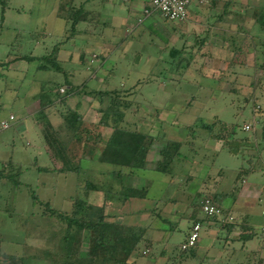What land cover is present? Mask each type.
I'll use <instances>...</instances> for the list:
<instances>
[{
    "label": "rangeland",
    "instance_id": "374dc122",
    "mask_svg": "<svg viewBox=\"0 0 264 264\" xmlns=\"http://www.w3.org/2000/svg\"><path fill=\"white\" fill-rule=\"evenodd\" d=\"M69 2L78 6L85 0H8L0 24V63L5 64L0 66V118L10 114L15 117L11 127L0 133V171L11 177V181L0 177V264L17 262L4 259L2 253L16 256L15 260L22 258L24 264H37L35 262L45 253L48 256L51 253L53 264H61L68 250L75 259L86 257L90 251V245L85 241L86 233L77 236L70 247L62 240L64 227L60 228L51 218L41 217L44 209L41 202H49L53 208L70 215L80 201L86 206L102 207L104 220L116 225L121 234L130 229L136 233L148 226L144 231L146 239L136 255L157 257L161 259L158 264H187V259L178 258L176 253L188 232L186 216L189 219L192 212H197L191 202L207 194L214 199L217 197V205L227 206L230 196L226 194L239 189L242 180L257 183L262 189L263 194L259 197L251 195L250 206L245 210V217L249 218H245V223L243 220L244 225L254 229L253 241H259V231L264 223L261 215L264 207V144L261 142L264 137V79L261 75L264 73L261 72L264 69L260 68L264 49L259 45L262 38L255 43V37L243 40L242 50L233 57L234 66L228 69L222 64L226 52L216 56V62L210 60L214 56L204 59L201 64L197 59L199 56L186 59L189 66L184 67V61L168 56L166 44L158 40L159 37L164 39L163 30L166 26H174L173 23L163 20L156 12L152 16L159 26L148 27L146 22L133 28L136 14L131 12L135 11L136 5L131 4V11V1L124 0L115 3L112 13L105 10L109 15L103 16L108 24L106 27L97 28L98 19L95 18L93 31L89 28L91 35L80 33L76 35L78 40L61 45L60 66L65 73L41 71L37 69V62L19 60L23 55L48 54L53 45L63 41L65 4ZM99 6L97 0L84 3V7L92 12L99 10ZM86 28L82 26L80 30ZM128 30H132L131 47L125 53L122 44L127 43ZM255 30L258 34V29ZM241 38L237 37L236 44ZM102 39L109 43L102 51L103 56H108L103 63L105 57L99 56L101 50L93 49L94 45L103 42ZM254 46L258 50L252 51ZM122 50L125 58L119 56ZM80 54H83L81 60ZM155 61L158 62L156 66L153 65ZM218 61L221 64L217 65ZM252 62L256 66H251ZM241 63L244 65H239ZM93 68L97 69L95 77L91 76ZM98 79L104 83H99ZM54 85H60L59 88L64 90L65 86L73 85L81 86V89L76 94H69L64 106L56 102L51 109H46L47 120H52L45 123L53 144L51 150L35 123V115L33 118L29 113L38 107L36 101L41 87L49 90ZM100 88H108L112 98L118 97L128 104L120 103L119 110L125 112L117 127L154 138L147 154V170L134 171L97 162L103 142L97 144L92 136L100 133L104 141L110 134L109 128L96 126L103 116L99 109L109 101L104 99L100 104L90 93ZM34 92L38 94L35 98ZM51 97L54 98L53 94ZM68 105L84 111V119L91 129L84 128L78 142L71 140L70 134L60 132L58 138L65 145V151H70L68 157H72L67 167L74 168L77 163L79 166L78 172L60 173L58 170L63 165L61 160L66 159V152L61 154L56 130L52 128L63 127ZM197 120L205 124L215 121L212 134L219 140L204 138V132L200 131L199 139L182 149L190 161L184 165L177 162L172 168L174 177L153 172L155 163L160 160L156 154L160 144L158 137L182 141ZM253 120L257 123L255 130L243 131L242 126ZM108 123L110 127L114 124ZM49 124L53 126L51 129ZM228 147H234V150L229 151ZM80 158L85 159L77 162ZM43 167L48 171H39ZM250 167L254 168L252 173H249ZM119 170H122L120 176L116 174ZM245 171L247 173L242 174ZM122 186L138 190L148 187V194L132 204L131 198L126 200L119 195ZM33 195L38 202H34ZM168 201L175 205H168ZM80 210L89 212L83 206ZM166 214L171 216L167 218ZM237 217L242 219L239 214ZM244 229L248 232L246 226ZM234 231L240 232L236 235L240 236L243 229ZM215 234L208 236L204 228L199 231L197 257L190 259L188 264H209L203 262L204 255L211 252L208 249L220 251L221 256L223 253L225 256V261H221L220 254V258H211L212 264L219 260L225 264L236 261L230 254L242 242L230 237L231 234L223 229H216ZM42 235L54 236V239L45 243ZM164 247L175 253L167 261H164ZM143 251L148 252L144 255ZM105 257L103 253L99 254V258L92 259L90 264L135 263L131 257L125 259L119 247Z\"/></svg>",
    "mask_w": 264,
    "mask_h": 264
},
{
    "label": "trees",
    "instance_id": "16d2710c",
    "mask_svg": "<svg viewBox=\"0 0 264 264\" xmlns=\"http://www.w3.org/2000/svg\"><path fill=\"white\" fill-rule=\"evenodd\" d=\"M8 0H0V10H1V16H0V24L3 21V15L4 11L7 7ZM66 9L64 13V24L65 29L63 31V41L61 43H57L53 45L52 49L48 54L42 55V56H32V55H23L18 58L21 61H26L27 63L30 62H37V69L41 71H57V72H63L62 68L60 66V63L62 62L59 58V52L61 45H64L71 39H74L76 35L78 34H84L87 30H80L83 27H89L92 23L94 24L95 18L97 16L96 14L84 7V3L79 4L78 6H74L71 2L66 3ZM236 13V12H235ZM255 18L253 19L254 23L261 26L262 29H264V7L261 9H256L253 12ZM1 27V25H0ZM240 37V36H239ZM241 42L239 44H236L237 36H233V34L230 32L229 38V44L225 50L227 57L224 58V62L222 60V64L224 65V69H228L232 66H234V60L233 57L242 49V43L243 40L246 38H250L252 40V37L249 35V33H242L241 34ZM264 52V51H263ZM175 55V54H174ZM83 58V54L79 55V59L81 60ZM182 59V58H181ZM183 60V59H182ZM184 62H187L186 60H183ZM5 64L0 63V66H3ZM184 67H186L184 65ZM261 69H264V63L260 65ZM89 69V68H88ZM179 69V68H177ZM93 70V69H92ZM65 73V72H63ZM255 75H257V72H254ZM261 73H264L262 71ZM66 75V74H64ZM262 79L263 74L261 75ZM44 84V83H43ZM60 85H54L52 88H49V90L45 89L44 86L41 87L40 93H39V110L37 116H35L36 123L40 126L41 132L43 134V138L45 141V144L48 148L52 150L53 144L50 141V138L46 131V122L47 115H46V109L55 106L56 102H59L61 105H65V98L69 94H76L79 92V89H81V86H71L70 88L65 86V90L63 92H60ZM55 88V89H54ZM94 96H96L99 99L100 104H103V100L107 99L108 104L104 108L99 109L101 113L103 114L102 119L99 121V124L96 125L97 128H109L110 134L107 136V138L103 141L100 138V133L93 135L92 137L95 139V142L97 144L99 142H103L102 145V151L99 154L97 158V162L105 165L115 166L119 168H126L134 171H144L147 170V154L149 152L150 147L152 146L154 142V138H151L150 136H146L144 134H140L136 132V130H126L121 128L120 126L117 127V123L122 120L124 112L122 110H119L120 103L124 105H128L126 103L121 102L118 97H111L112 94L110 91H108V88L104 89H98L95 91H91ZM51 94H53L54 98L51 97ZM116 101H115V100ZM115 102H114V101ZM127 109V106H125ZM68 111L65 113L63 117V127H60L58 130L56 128H52V130H56L55 134L58 135L60 132L68 133L70 134V139L78 142L80 140L79 133L83 132L84 128L89 127L90 125L85 121L83 113H80L76 108L66 106ZM111 117V118H110ZM256 119V117H254ZM113 122L114 124L109 126L108 122ZM200 120L195 121V124L192 125L189 129L186 136L183 138L182 141H177L173 139H165L162 137H158V140L160 144L158 145V149L156 151V154L160 157V160L155 163L153 172L159 173V174H165L170 176H173V166H177V162L180 163V165H184L186 162L190 161L189 158L182 153V149L185 146H192L195 139H199V133L200 131H203L202 133L204 138L212 137L213 139H218V136H214L213 130L215 127L216 122L213 121L211 124H205L204 122H200ZM48 124V122H47ZM51 129L53 127L51 124L48 125ZM198 127V128H197ZM91 129V127H89ZM233 128V126H232ZM263 133H264V124H263ZM87 131V130H86ZM261 133V134H263ZM264 136V134H263ZM59 140V138L57 139ZM56 140V141H57ZM185 140V141H184ZM60 146H61V154L63 152H66V159L61 160L62 167L58 170L60 173H67V172H78L79 166L78 163L74 168L67 167L68 162L72 161V157H68V154L70 155V151H65L64 144L59 140ZM94 142V143H95ZM97 144L95 146H97ZM94 145V144H93ZM94 147V146H93ZM229 151L234 150V147H228ZM172 152L171 154H169ZM90 155V154H89ZM61 156V155H60ZM91 157V155L89 156ZM60 159V158H59ZM85 158H80L77 162H82ZM90 159V158H87ZM174 166V167H175ZM40 170L48 171L46 168H39ZM122 170L117 171L116 174L119 176L121 175ZM0 177L5 178L9 181H11V177L9 174L4 175V172L0 171ZM174 177V176H173ZM172 180V179H171ZM94 188V187H93ZM148 194V187H143L142 189L138 190L135 188H129L126 186H122L119 195L124 199L129 198H135V199H143ZM203 197H209L212 199L214 203H216V200L212 198L211 196L203 195L198 200L193 202L194 210L197 212L193 216L190 215L189 219L186 220L189 222L188 224V232L185 234L184 239L179 244V247L177 248V257L178 258H185V257H192L196 255V250L194 248L181 250L180 246L185 242L188 234L190 233L193 225L195 223H199L202 225L205 223L204 221H215L219 222L221 225V228L223 227L224 230H226L228 233L235 228L234 223L224 221V217L226 216V212L223 209V221H219L216 217H207L205 216L201 209H200V202ZM37 198L33 195L34 202ZM33 202V203H34ZM40 203V202H39ZM167 203V200H166ZM84 202H79L77 204V207L74 211L70 212L69 214H63L62 212L58 211L57 209L53 208L52 205L49 204V202H41L40 205L44 208L41 213V217H44L46 219H53L57 222V224L63 226V232L65 233L62 236L63 243L66 242L70 244V247L74 242L76 241L77 236L82 234L83 232L86 233L85 241L90 245V251L87 253L86 257H77L76 259L73 257V254L68 250V254H66V258L62 260L61 264H90L92 262V259L99 258V254L101 255L103 253L104 259H106L105 255L107 256L112 252L113 249H116L119 247V250L122 252L124 258L131 257L134 253H137L139 247L143 244V240L146 239V236L144 234L145 228L147 229L148 226H145L143 230H139L138 232L134 233L131 229L126 234H121L117 226L114 224H111L109 222H106L104 220V214L102 207H96L94 206H86L84 205ZM79 206V207H78ZM85 207V210H88L89 212H83V210H80V207ZM196 206V207H195ZM221 207V206H220ZM87 208V209H86ZM154 209V208H153ZM152 209V210H153ZM84 210V211H85ZM82 211V212H81ZM158 213V212H157ZM156 213V214H157ZM199 213L203 214V217L198 216ZM190 225V227H189ZM74 227V228H73ZM72 229L74 230V234L72 235ZM147 231V230H146ZM145 231V232H146ZM78 233V235H77ZM143 233V234H142ZM252 235L251 232H245L244 230V236L246 235ZM58 236V235H57ZM56 236V237H57ZM54 236H49L48 238L50 240H53ZM228 238V236H227ZM73 246V245H72ZM177 247V246H176ZM148 251H143V254H146ZM7 257V256H6ZM24 259V258H23ZM18 263H22V258H18ZM125 261V260H123ZM202 264V263H201Z\"/></svg>",
    "mask_w": 264,
    "mask_h": 264
},
{
    "label": "crops",
    "instance_id": "0c3cea01",
    "mask_svg": "<svg viewBox=\"0 0 264 264\" xmlns=\"http://www.w3.org/2000/svg\"><path fill=\"white\" fill-rule=\"evenodd\" d=\"M93 1L94 0H85L84 3H90ZM97 1H99V4H100L99 10H93V12L95 14L97 12V16H96V19H98L97 20V22H98L97 28L106 27L108 24L106 22H104L103 16L105 17V15H106L109 17V15L107 14V12L105 10H109V12L112 13L113 8L115 7V3H117V1L124 2V0H97ZM130 1H131V3H130L131 7H132L131 4H133V6L136 5L135 11L133 10V7H132L131 11L132 10L133 11L131 13L134 14V12H135V14H138L139 10L141 9V7L143 6V4L146 0H129V2ZM125 2H127V1H125ZM263 7H264V0H197L196 2H194L189 7V9H188L189 14H188L187 20L183 23H180V24L171 22V23H173L174 26H171V27L166 26V29H164L162 32L165 40L162 37H159L158 40L160 42H162V43L164 42L166 44L168 56L174 57L175 59L182 58L183 60L191 59L193 57L197 58L199 56L197 59L200 60V64L204 61V59H206V58L210 59V56H214V59H210V60H213V62H216L215 59L218 58L216 56H219L221 52H225V50L229 44V38L228 37L230 36V32L233 34V36H237V37L241 36L242 33H250L251 35L250 34L249 35L252 38L255 37L254 43L258 40V38H262V39H259V40H261V43H259V42H257V43H259L261 49H264V40H263L264 39V29H262L260 25L254 23V21H253V19L255 18L253 12L256 9H261ZM154 17L155 16H151V17L147 18L146 20H144L143 23L147 22L148 27L159 26L157 24V20L154 19ZM99 18L101 19V21ZM142 24H140V25H142ZM93 26L94 25L91 24L89 27H87V30L84 34H86V35L90 34L91 32H90L89 28H91V27L93 28ZM134 27H137V25L133 26V28ZM92 28H91V31H93ZM96 29H95V31H96ZM255 29H258V34H257V31ZM157 31H159V30H157ZM254 33H256V34H254ZM131 34H132V30H130V31L128 30L127 35H126V36H128V37H126L127 43L122 44L124 47L125 53L129 52V50H130L129 48L131 47V46L129 47V44L131 43V41H130ZM99 35L102 36V34H99ZM75 39H77V37H75L74 39H71L70 41L75 40ZM197 40H198V42H196ZM102 41H103L102 43H98L97 45H94L93 49L94 50H101V54H99V56L102 55L101 57H105V58L102 59V61L100 60L101 58L99 60L103 63L106 61L108 56H103L102 51L104 48L109 46L108 45L109 43H106L105 40H103V39H102ZM149 44L152 45V43H149ZM61 49L62 48L60 47V52L58 55L59 59H61V55L63 54ZM256 49L258 50V48L256 46H254L252 48V51H254ZM162 50H163V48H162ZM241 50L242 49H240V51ZM124 51L122 50V52L119 55L121 58H125L124 54H123ZM186 56H187V58H186ZM262 57H263V60L260 64L264 63V52H262ZM151 59L153 60L154 56H152ZM194 60H196V59H194ZM186 61L187 62H184V65L189 66V64H188L189 61L188 60H186ZM216 64L217 65L221 64V61L220 62L218 61ZM242 64L243 63H241L239 65H242ZM153 65L154 66L158 65V62L155 61L153 63ZM194 66H196V65H194ZM248 66L246 64V67H248ZM251 66H256V64L254 62H252ZM96 71H97V69L93 68V70L91 71L92 77H95ZM98 80H99V83H101V84L104 83V80H101V79H98ZM142 82H146V80L142 81ZM102 87H104V86H102ZM100 89H104V88H100ZM136 89H138V86H136ZM35 93L36 92H34L33 94H35ZM37 96H38V94H35V95H33V98H35ZM84 97L86 98L87 96L85 95ZM36 103H38L37 109L32 110L29 113V115L33 118H34V115L37 116L38 110H39V100H38V102L36 101ZM51 108L52 107L48 108V110ZM73 108H75V107H73ZM79 112L84 113V111L83 112L79 111ZM253 116H254V114H253ZM253 116H252V118H253ZM51 121H49V123H51ZM35 123H36V121H35ZM259 158H262V156L260 155ZM253 169H254L253 167H250L249 173H252ZM243 173L245 174L247 172L245 171V172H242V174ZM256 189H258V191H256ZM207 193H209V192H207ZM252 194L254 195V198H255V196L259 197L260 194L262 195L263 193H262L261 186H259L257 183L249 182L247 180L246 181L242 180V186L239 189L232 191L231 194H226V196L227 195L230 196V197H228V199L230 201V202H228V205L227 206H225V204H223V206H221V204L219 205V206H221V208H224L225 212L228 215H231L235 218V220H234L235 222H233V223H236L234 229L235 230H241V228L243 229V231H241L242 234H240V236H236L240 232L239 233L235 232L234 229L229 232L231 234L230 237H233L234 239H238L242 242V244L237 249H233L232 253L230 254V255H232V258L236 260L233 264H264V234H262L261 231H259L261 237H260L259 241L257 240L256 242L253 241V234L252 235L251 234L246 235V236L243 235L244 230H245L244 226H246V228L248 229L249 232L252 233L254 231L253 228L249 227L251 225H244V223L246 222L245 218H249V217H245V214H246L245 210H246V208H248V206H250L249 201H250ZM136 200H138V199H135V198L132 199L131 198L132 204ZM215 200L217 202V197H215ZM172 202L173 201H168V205H170V206L175 205ZM192 203L193 202H191V204ZM184 208L186 209L187 206H185ZM263 208H262V210H263ZM262 210H261V215L264 216L262 214ZM170 214H168V215L171 216ZM236 214H239L240 218H242V219L240 220L238 217L236 218ZM241 214H244V216L241 217L242 216ZM168 215L166 214L167 218L169 217ZM190 215L193 216V212ZM198 216H200V215H198ZM201 217H203V214ZM243 220H245L244 223H243ZM204 222L205 223H203L201 225L200 230L204 228L206 230V233L208 234V236L216 235L215 234L216 229H223L224 230L223 227L221 228V225L219 224V222H215V221L214 222L213 221H204ZM261 226L263 227L264 223ZM39 235H41V234H39ZM42 238H43L42 240L46 241L45 243L50 241V239L48 237L43 236ZM198 239H199V234H198ZM196 248H197V244H196L195 250H196ZM164 249L166 251L164 261H167V260H169L170 257H173L172 254L175 255L174 251H170L171 250L170 248L164 247ZM208 250L209 251L211 250V252L210 253L207 252L204 255L203 262H207L209 264H212L210 262L211 258H213L215 260L217 258V256H218V258L221 257L220 258L221 261H225L224 253L221 256L220 251H213V249H208ZM2 254H4L3 258L4 259L8 258L9 260L12 261L11 263H13V261H17V260H15L16 256L13 257L12 255L7 254V253H2ZM218 254H220V257ZM133 255L131 256V258H133V261H135L134 264H158L161 260L157 257L147 258V257L142 256V255H136V254L134 256ZM194 257H197V252H196V255H194L192 257H185L187 259V260L185 259L187 261V264H188L189 260L194 258ZM221 261L219 260V262L217 264H225V262H221ZM17 263H18V261L16 262V264ZM35 263H37V264H53V259L51 257V253H49V256L46 255V253H45V256H42L41 260L36 261ZM18 264H24V262L22 261V263L19 262Z\"/></svg>",
    "mask_w": 264,
    "mask_h": 264
},
{
    "label": "built area",
    "instance_id": "2783aa9c",
    "mask_svg": "<svg viewBox=\"0 0 264 264\" xmlns=\"http://www.w3.org/2000/svg\"><path fill=\"white\" fill-rule=\"evenodd\" d=\"M196 1L197 0H146L139 10V13L135 16V25L138 26L142 24L144 20L151 17L156 12H158L160 17L165 21H170L173 23L185 22L188 18L189 7ZM59 91L63 92L64 89L60 88ZM14 120L15 117L12 114L8 115L6 118H1L0 133L6 129H9ZM256 124L257 123L253 120L252 123L244 124L242 126V130L246 132L253 131L256 128ZM261 142L264 144V137ZM200 209L205 216L216 217L219 221H223V209L214 203L211 198L203 197L200 202ZM262 214L264 215V208L262 210ZM224 221L233 223L234 220L231 215L226 214ZM200 228L201 225L199 223H195L193 225L185 242L180 246L181 250L194 248L196 246ZM261 233L264 234V226L261 229Z\"/></svg>",
    "mask_w": 264,
    "mask_h": 264
}]
</instances>
